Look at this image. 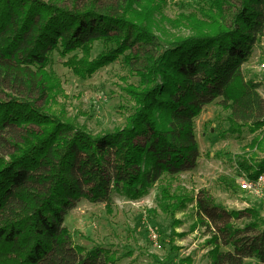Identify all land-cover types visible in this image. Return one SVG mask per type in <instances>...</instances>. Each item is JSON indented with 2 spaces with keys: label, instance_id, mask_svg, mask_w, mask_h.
<instances>
[{
  "label": "trees",
  "instance_id": "trees-1",
  "mask_svg": "<svg viewBox=\"0 0 264 264\" xmlns=\"http://www.w3.org/2000/svg\"><path fill=\"white\" fill-rule=\"evenodd\" d=\"M65 1L0 0V89L12 91L0 97V264H115L76 244L66 217L82 200L109 208L115 193L139 200L154 186L173 225L195 202L210 264H264L259 211L229 210L207 188L194 196L179 177L199 166L195 120L218 97L230 111L223 135L255 134L238 167L264 174V97L243 72L264 36V0H209L193 33L164 45L151 20L167 0ZM96 41L104 50L92 59ZM53 51L81 78L122 59L139 78L124 88L134 111L123 127L93 135L55 110Z\"/></svg>",
  "mask_w": 264,
  "mask_h": 264
},
{
  "label": "rangeland",
  "instance_id": "rangeland-1",
  "mask_svg": "<svg viewBox=\"0 0 264 264\" xmlns=\"http://www.w3.org/2000/svg\"><path fill=\"white\" fill-rule=\"evenodd\" d=\"M71 4V0L65 1ZM211 8L209 0H167L162 11L153 13V32L160 45L192 34L190 19H204L202 14ZM104 50L96 41L91 52L94 59ZM82 55L81 51L71 53ZM58 51H53L47 69L59 80L60 91L51 104L63 111L75 125L93 135L121 128L134 111V102L125 92L129 84H138L139 78L130 72L122 59L103 67L88 78L78 77L68 68ZM264 36L258 37L250 59L243 65L247 79L259 83L258 91L264 97ZM12 91L0 89V97L7 98ZM63 114V113H62ZM230 111L222 106V97L204 107L195 120L196 138L200 148L199 166L180 177L181 185L195 196L199 189L207 188L217 202L229 210L255 208L264 219L263 196L247 194L241 190V178L246 173L238 167L241 156L255 137L245 129L240 137L224 136L228 129ZM258 158H264L258 151ZM264 187V186H263ZM159 190L156 186L139 200L115 193L109 208L105 203L82 200L66 217V226L76 244L87 250L102 247L108 255L117 258L115 264H210L207 229L197 225L195 202L177 213L181 221L173 225L172 217L158 206ZM251 218L235 221L239 227ZM155 233L158 241L152 237ZM182 234L183 236H178ZM157 242V243H156ZM161 245V247H159ZM229 247L223 248L228 250Z\"/></svg>",
  "mask_w": 264,
  "mask_h": 264
},
{
  "label": "built area",
  "instance_id": "built-area-1",
  "mask_svg": "<svg viewBox=\"0 0 264 264\" xmlns=\"http://www.w3.org/2000/svg\"><path fill=\"white\" fill-rule=\"evenodd\" d=\"M240 186L241 190L247 194L257 195L259 197L263 196L264 174L259 175L255 179H252L249 176H244L241 178ZM152 237L155 241H158L155 233H152ZM159 247H161V245Z\"/></svg>",
  "mask_w": 264,
  "mask_h": 264
}]
</instances>
